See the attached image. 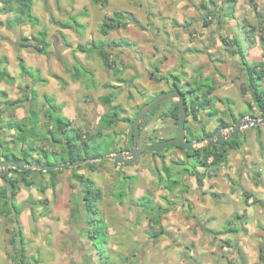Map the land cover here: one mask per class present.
Wrapping results in <instances>:
<instances>
[{
	"label": "crops",
	"instance_id": "0c3cea01",
	"mask_svg": "<svg viewBox=\"0 0 264 264\" xmlns=\"http://www.w3.org/2000/svg\"><path fill=\"white\" fill-rule=\"evenodd\" d=\"M158 1L159 0H107V4L103 6L101 3L95 4L92 0H83V3L82 0H41L42 7L44 6V10H41L39 8L40 4L36 0H33L32 13L39 19L38 24L35 25L28 23L23 25L10 24L11 26H9L7 21L13 16L9 17L8 15H13V13H0V21L3 22V24H0V35H6L5 32L11 33L12 31H18V33L22 32L20 37V41L22 42V38L24 37L33 40L40 30L45 29L48 33L47 40L50 43L48 53H39L35 50L28 51L26 49L32 47H23L22 51L19 53L28 67L33 70H39V78L44 79L43 82H41L39 80H33V78L28 75H23L22 72L18 74V72L12 68L11 61L14 57V53L10 51L7 46L8 42L10 43L11 41L4 36L2 38L0 36V47L4 45L7 48L6 52L0 50V58H5L6 60L2 66L6 67L7 71L14 77L11 82L6 79L0 80V91H5L9 99L17 100L20 98L23 100L21 106L16 108L8 107L6 103L2 102L1 108L4 109L2 112V124L4 127L0 129L1 139L7 142L13 140L17 132L13 128H6V124L9 121H19L26 117L27 110L33 104L37 107L42 106V111L49 108L50 104L48 103L46 94H51L50 96L53 97L54 103L56 105H61V115L71 121L70 129H77L83 132L84 137H86L88 134L87 131L89 130H81L78 126L82 124H99L101 117L109 110H112L114 105L122 106V104L118 103L119 100L115 94L113 95L115 99H113L111 104L105 103L104 106H102L100 98L103 95L110 94L106 91L109 89V87L106 86L107 84H110L114 89L119 88V94L124 93V89L121 87L126 86V90L129 92L128 96L130 97L131 95L134 96L133 93L145 85L143 78L138 75V73H135L134 69H131V66L128 65L125 56H130L134 61H137L144 72H148L150 68L153 69V67L160 65L162 60V67L167 73L172 70L180 72L178 78L182 80L181 83L187 82L186 84H182L185 86L190 85V80L193 79L192 75L195 77L194 73L198 68H201V70L199 73L196 72V74H198L199 78L203 79L204 71L207 68L208 72L213 76L214 68L221 69V66H225L224 60L230 59L233 65L225 66L224 69L227 68V72H222V75H217V79L214 78L219 84H214L215 88L209 95V98L220 97L222 95V93L220 94V90L230 91L229 88L235 86V79L233 78L227 84L225 82L221 84L220 78L225 81L228 77L225 74L235 73L236 82L238 83L235 88L236 90L240 89L243 95L240 102L244 103L247 101L250 104L249 113H245L243 116L248 119H252V114L260 116L251 90L249 88H247L245 92L242 90V87L248 84V77L246 71L243 69L244 66L242 65L241 57L235 52L237 47L226 45L223 42L226 45V47L222 49V51H224L216 55L212 54L214 51L213 46H218L219 43L223 41V38L228 40L237 38L239 39V46L243 49L249 63H264V49L261 41V35L264 33L262 34V30L259 27L252 31L251 34L246 33L247 39L249 38L248 40L246 38L234 36H231L229 39L224 34L223 26L225 23H227L226 26H229L231 25L230 22L234 21L227 17V4L230 1L233 2L235 9L234 14H236L239 0H224L222 4H220L224 10L223 16L227 20H223V25H221V22H218L216 38L212 37L209 43L204 42V34L207 33V31L201 30L200 32V27L197 26V24L201 22L202 24L204 23V16L201 18V15H203L204 12L207 13L208 9L206 7L208 6L210 8L213 6V9L216 7V4H219V1L164 0V2L168 4L167 7H169L171 14H175L174 26L171 25V20L169 22L173 37H170L166 31L159 32V34L163 33L164 45L172 44L174 47L171 52L176 53L171 54V52L168 51L169 56H167L165 51L163 52V48H159V50L156 51L157 46L154 39L148 42V39L145 38L146 33L151 35L155 34L154 30L157 20L154 19L153 14L158 11ZM251 3L252 2L248 0L247 4ZM258 3L259 1L255 0L252 4L254 6L255 4L258 5ZM0 4L2 6V0H0ZM35 4L38 5L36 10L34 7ZM111 5H114V8H119L117 9L118 11L132 14V19L136 20V22L129 21L125 27L113 30L108 35H104L101 28L97 29V25L102 24L104 18L110 12L106 10L110 9ZM223 5L225 7H223ZM85 6H87V8H85ZM145 6H147L149 9L148 11L151 13H148L149 16L143 11ZM78 11L81 12V17L79 18L81 21L79 20V22L84 25L87 32L85 37L79 34L73 26L62 27L50 20L53 16L56 20L67 23V16L72 13H78ZM3 16L5 17L3 18ZM45 17L48 21L44 20ZM149 17H151V19ZM163 23L165 24V22ZM234 23H236L234 27L237 28L239 22L236 20ZM211 25L212 23L208 27ZM159 28H161V26ZM137 29L141 31V35L143 34V36H139ZM245 32H247V30ZM90 33H92V35L95 34V39L100 38L102 41L106 42L109 39L114 42L125 40L135 43L134 47L123 45L108 46L111 49L122 50L123 52L122 55L124 58H121L122 56L120 55L119 58L121 62L118 64L115 58L112 57V54H110L111 59L115 62V67L120 71L118 74L114 73V70L106 67L103 59V62L100 60L102 57L98 52V57H93L92 54L88 53V55L84 53V51L78 49L79 44L91 41ZM197 35L198 38H196ZM157 37L158 36H156V38ZM153 38L155 37L153 36ZM159 40L157 38V41ZM213 42H216L215 45H212ZM108 47L105 48L107 51ZM186 49H191V52L189 53L187 51L185 55H182V52ZM214 61L216 63H214ZM77 62L82 63L89 74V79L84 82L86 85L85 87L84 84L80 83L82 81L79 77L74 78L72 76L73 72H71V70L77 65ZM145 62H148L150 65L145 66ZM173 62L176 63L177 67L171 65ZM217 62H219V64ZM215 64H217V66ZM97 65H103V68H94ZM172 66L174 67L169 69ZM108 70L113 71L115 76H113V79H110ZM144 72L143 74H145ZM181 75L184 76L181 77ZM263 80L264 78L261 80L262 85ZM201 84V93L205 94L209 87H206L203 83ZM216 85L220 86V89L216 90ZM98 87H101L106 92L97 96L96 99L101 103L94 106L92 104L93 97L90 95H97ZM261 87L264 88L263 86ZM32 90L37 91L36 97L31 96L30 93ZM236 90L231 91L234 92ZM150 95H148V97ZM148 97H145L140 105H142ZM224 97L226 96L224 95L220 98ZM230 99L232 100L234 97ZM221 103V105H224L223 102ZM227 104L229 105V103ZM140 105L138 104L136 108ZM208 105L217 107L214 105V102L212 104V101L208 103ZM200 108H202V105ZM123 109V117H120L121 119L119 120H124V117L127 116V108L123 107ZM94 113H96L97 116L95 120H91ZM235 116L234 113H231V117H222V119L227 122L228 119H235ZM243 116L241 115L239 119H235L236 122ZM202 117H204V115L200 112L197 122L202 123ZM168 118L170 121L172 120L170 117ZM46 121L48 122V129L52 131L54 122L50 120L49 117L45 115L42 116V124H47L44 123ZM213 122L214 121H211L209 123L208 129L216 126ZM116 127L100 130L107 134L110 132L118 134ZM258 127L259 131L257 130ZM169 129L172 131L171 135H174L175 129L173 126ZM249 130L255 131L254 135L245 138L241 149H231L229 151L227 158L228 163L226 165L222 167L207 165L204 168L198 164L196 167L192 165L193 168H196V170L200 172V175H202L203 181H201V183L198 182L196 176L192 174V171L189 172L187 168H185V170L188 171L180 173L182 176L181 182L177 185L172 182V180L176 179L180 171L179 167L183 165L186 166L188 161H192V163L196 161L194 158H185L184 153L178 148L166 150L156 157H151L149 154L147 156L152 158V164L157 162L161 163L167 174L160 168L157 169L156 166L154 167L156 171L152 174L150 170L146 171L144 169L142 171H135V168L132 169V165L116 164L118 166H115V169L122 172L124 177L123 180H118L116 182H113L112 175L110 176L109 170H111V167H108L104 172L99 171V167L95 163L101 160L80 165V168L77 170H74L75 167L59 169L60 171H57L55 174L48 173V171H43L46 173L42 174L35 172V169H33L32 174L28 178V180L33 181L32 185L26 186L22 182L19 183L20 189L16 195L15 201L18 206L23 207L21 213L18 215L15 209L11 212H1L0 210V264H15L13 256L16 254V243L21 245L22 242L28 262L31 264H60L56 257L53 258V263H51L48 257V253L53 254L56 247H59L62 257L61 262L67 259L65 254L68 251L65 250V246L70 236L67 231L70 229L74 231L76 223H78V225L80 224L78 220H84L86 217H89L84 207L83 184L73 177L74 173L84 174L91 178L96 187L102 190V197L97 202V204L99 203L98 206L100 209L98 216H101V219H103L104 227L109 236L117 235V239L119 240H115L116 242H114L117 245H122L121 251L118 250L122 261L121 264H228V259L233 262V264H258L260 260L264 262L263 259H260V251L262 246L264 249V242L260 244L259 250L256 251L253 246V239L251 238L264 237V208L261 207V205H264V176L261 172L262 168L256 167L258 161H264V155L260 153L261 146L259 145L257 146L259 152H255V155L252 154L251 156L248 152L251 149V146H249L250 142H255L257 144L259 139L264 138V126L260 123L247 127L245 130H242L240 135H243ZM118 135L120 137L119 143L123 137L120 134ZM48 140L49 137L46 141L41 140L40 136L35 138L30 137L28 142L23 145V149L30 150V158H40L44 161L42 164L38 163L39 165L66 162L62 160L55 161L54 159L52 161V158L49 156H41L37 150L39 147H43L49 151L52 150L55 155L60 151L58 146L51 145ZM117 144L115 146L113 145L114 148H116ZM13 147L16 155L21 156L19 147L16 145ZM108 151L104 154L115 153L114 151L108 153ZM102 154L103 153H101V156ZM3 157L4 155L0 152V162L3 160ZM10 159L21 160L24 158ZM179 161L180 163H178ZM209 161L211 162L212 158H210ZM171 163H173L175 167L173 166L170 168ZM29 164L38 165L36 163ZM89 164H95L94 168H91ZM138 164H140L139 167L142 166L141 163ZM204 169L208 171L205 173ZM213 170L214 172H212ZM167 171H170V177ZM9 175L14 177V174ZM127 176L139 177L140 184H133L129 192H119L124 194L127 193V195L123 197V200H120V197H116V195L113 196L112 194L116 193L117 187L120 188L122 186ZM158 176L163 177L165 180L160 182ZM154 177L158 178L160 183L158 187L159 190L157 191L158 198L154 201L149 197L147 200L153 208H157V212H154L151 208L149 209L153 212V217L156 216L159 218L158 225H155L154 219L148 217L144 212H140L146 209L145 205L147 200L144 199L146 201L143 205L139 203L134 204L136 200H133V194L137 195V198L143 194L146 195L145 184L152 180L154 186ZM102 178L105 180L108 178V181H110L112 185L108 186L106 181ZM228 178L231 180L229 181ZM53 179L55 180V187L52 183ZM70 183L73 187L70 186ZM4 185L5 181L0 177V186ZM41 187L44 189L43 192L41 191ZM11 191L12 187L8 190L10 201L12 202L13 195H11ZM247 194H250V196ZM109 195L111 196L109 197ZM158 201L167 203V206L162 208L163 203ZM1 204L2 202L0 201V205ZM75 206H78L82 211L77 210L76 212ZM239 206H241V208ZM253 206H255V208L250 211V208ZM238 210L241 211L239 212ZM141 213L142 222H140L138 217V214ZM221 213H225V219L228 215L233 217L238 216L241 222L240 227L238 228V226L233 223L225 232L221 233L219 227L214 225V221H216L218 215L220 216ZM204 214H207V216ZM33 216H35V221H33ZM85 223L88 224L86 219ZM19 226L21 227V232ZM147 227L148 232L151 228H155L153 231L155 234L159 233L162 228L165 231L166 238H158L157 236L159 234L155 235V238L147 235L145 233ZM86 229L87 227H84L82 230L78 231L79 240L83 243L89 242V244L94 247V250L90 251L86 246L85 248L80 246V253L85 256L84 258H80L79 264H85V259H87V264H102V262H104V257L100 255L94 240L89 236L87 238L84 237L87 236L85 234ZM140 230L144 232V234L142 233L143 235L139 234ZM124 231L127 232L125 234L132 237L131 239H135L136 249L138 245L141 246L140 249H138L139 251L132 249L133 242L128 245L129 240L122 238ZM128 231L130 232L128 233ZM214 232L220 233L214 234ZM175 234L182 235L183 242H177L175 240ZM214 235L219 236V238L216 239V246H212L209 240L210 236ZM232 235L236 237L232 238ZM55 237L61 238L59 245L55 244ZM111 240H113V238L108 239L105 245L111 253H115L112 246L114 242ZM195 242H197L198 245L202 243L208 250L210 256L208 260H202L203 256L200 255L199 257L197 255L199 252ZM21 248L22 247H20V249ZM182 250L186 253L185 255H183L184 252ZM216 252L220 254L223 253V255H220L219 261L215 260L213 257ZM224 254H226L227 257ZM236 255H238V258ZM2 258L5 260H2Z\"/></svg>",
	"mask_w": 264,
	"mask_h": 264
},
{
	"label": "rangeland",
	"instance_id": "374dc122",
	"mask_svg": "<svg viewBox=\"0 0 264 264\" xmlns=\"http://www.w3.org/2000/svg\"><path fill=\"white\" fill-rule=\"evenodd\" d=\"M36 1L40 4L39 8L41 10H44L43 9L44 6L42 7L41 0H36ZM215 1H219V4H216L215 5L216 7L213 8V9H212L213 6L211 5L212 7H210V8L208 7V10H207V12L209 10H212V12H214L213 16H212V21H213L212 25L210 27H206V26H204L202 24V22L200 24H197V26L200 27L199 28L200 32H201V30H206L207 31V33L204 34L205 35L204 42H206V43L207 42L209 43L210 39L212 37L216 38V31H217L218 22H221V25H223L222 22L227 20L223 16V11L224 10L222 9V6L220 5V4H222V2L224 0H215ZM258 1H259V3L257 5V7L255 8V6H253L252 3L251 4H247L248 0H239V2L237 4L236 14H234V10L235 9H234V6H233V2L232 1L228 2L227 8H226L227 17L230 20H234V21L237 20L239 22V25H237V28H235L234 26H236V23H234V21L230 22L231 25H229V26H226L227 23H225V25L223 26L224 27L223 31H224V34L227 36V38L230 39L231 36H234V37H242V38H246L247 39V35H246L247 32H245V31L247 29L251 30V28H252L251 25L252 26L254 25L256 28L259 27L262 30V34L264 33V25H262V24H264V0H258ZM82 3H83V0H82ZM157 3H158V11H157V13L153 14L154 19L157 20V23L155 24V30H154L155 34L151 35L149 33H146L145 38L148 39V42H151L152 39H154V42L156 43V46H157L156 51H158L159 48L160 49L163 48L162 49L163 52L165 51L167 56H169L168 51L171 52L172 49H174V47H173L172 44L171 45H169V44L168 45H164V43H163L164 37L162 36L163 33L159 34V32H162V31L165 32L166 31L167 34L170 35V37L172 36V28L170 27L169 22L171 20L172 24L171 23L170 24L172 26H174L173 22H175V19H174L175 14L174 13L171 14L169 7H167L168 4L166 2H164V0H159ZM34 7H35V10H36L37 9L36 7H38V5L35 4ZM115 7H117V6H115ZM223 7H225V6L223 5ZM0 8H1V4H0ZM85 8H87V6H85ZM115 9L117 10L119 8H114V5H111V8L106 10L107 12L110 11L109 14H107V16L115 14V11H116ZM148 10L149 9L147 8V6H145V8L143 9V11H145L147 14L150 13ZM205 14H207V13L204 12L203 15H201V18ZM123 15L125 16V20H127V19H129V21L132 20V14H130L128 12H125ZM8 16L12 17L13 15H8ZM148 16H149V14H148ZM4 17L5 16H3V18ZM80 17H81V12H79V11H78V13H72L71 15L67 16V18H68V20H67L68 23L67 24L68 25L70 24V26L75 27L76 28L75 30L79 34H81L83 37H85L87 32L85 30L84 25L81 22H79V20L81 21V19H79ZM45 18H44V20L48 21V19L47 18L45 19ZM149 18L151 19V17H149ZM158 18H161V19H158ZM163 22H165V24ZM159 25L161 26V28L162 27L163 28L162 29L159 28L160 27ZM17 28H20V27H17ZM98 28H101V24L97 25V29ZM209 30H211V31H209ZM3 32H5V31H3ZM137 32H138L140 37L143 36V34L141 35V31H139V29H137ZM5 33H6V35H0V36H1V38L4 36V37L8 38L11 41L10 43L8 42V44H7V46L10 49V51H12L14 53V57H13V59L11 61V64H12V68L16 72H18V74H19V73L22 72L21 68H20V64H19V58H21L19 53L23 49V47L21 46V41H20V37H21L22 32L18 33V31H16V32L12 31L11 33H7V32H5ZM248 33H251V31L248 32ZM153 36L155 38H153ZM156 36H158L157 37L158 40L159 39H161V40L157 41ZM160 36H161V38H160ZM90 38H91L90 42H87V41L84 42V44H83V49L84 50H82V51H84V53H86V54H88V53L92 54L93 57H96V56L98 57V55H97L98 54L97 53L98 52L97 51V47L100 49L102 47L107 48L110 45H115L113 43L114 41H111L109 39L107 40V42L106 41H102L100 38H96L95 39V34L92 35V33H90ZM196 38H198V35L196 36ZM118 43L120 45L129 46V47H134V44H135L133 42H128V41H125V40H119V41H117V44ZM170 43H171V41H170ZM215 43L216 42H213L212 45H215ZM213 47H214L213 48L214 51H213L212 54L216 55V54L222 53L224 51V50L222 51V49H224V47H226V45L222 41V42L219 43L218 46L216 45V46H213ZM26 49L28 51L29 50H34L32 48H26ZM0 50L2 52H6L7 48L4 45H2V47H0ZM187 51L190 53L191 49L190 50L189 49L184 50L182 52V55H185L187 53ZM108 52L110 54H112V57L115 58L117 64L119 62H121V60L119 58L120 55L122 56L121 58H124L123 55H122V53H123L122 50H114V49H111L110 47H108ZM173 53H176V52H173ZM173 53L171 52V54H173ZM125 58H126L125 59L126 62H128V65L131 66V69H134V72L138 73V75H140L143 78V80L145 82V85L142 86L141 88H139L137 91H135V93L132 92L134 94V96L131 95L132 98L130 96H128L129 92L126 90V86H122L121 87L122 89H124L123 90L124 93H120V94H119V91H118L119 88H115L114 89V87L109 86V89H107L106 91H107V93H110V94H106V95H110V96L112 95L113 96L115 94L117 99L119 100L118 103L122 104L123 107L127 108L128 113H127V116H125V117H131L132 116V118H134L135 113H136V111L138 109V108L136 109V107L138 106V104L140 105V103L143 101V99L145 97H148V95H150L153 92L152 93V97H151V98H153V97H156L158 95V91L159 90H160L159 92L167 90V84H166L167 82L166 83H162V82L160 83V80L164 76H168L169 78H171L173 80V79L178 77L180 72L177 71V70H172L171 72L167 73L166 70H164V68L162 67V64H163L162 60H161V64L160 65H157L156 67H153V69L150 68V70L148 72H146V71L144 72V70L142 68H140V65H139V63L137 61H134L130 56H125ZM100 60L102 61V58H100ZM224 61H225L224 64H225L226 67H227V65H233L231 63L230 59L229 60H224ZM214 63H216V62L214 61ZM217 63L219 64V62H217ZM144 65L145 66H149L150 64L148 62H145ZM171 65H175L177 67L176 63H174V62ZM215 65L217 66V64H215ZM225 66H221V69L214 68L213 76H212V74H210L208 72V68H207L204 71V75H203L204 78L203 79L198 77V74H196L197 71H195V73L193 72L195 74V77H194V75H192L193 79L190 80L189 87L190 88H197L198 86L201 85V83L205 84L206 87H210V86H212V85H214L216 83L219 84L214 78L217 79L218 78L217 75H222L223 74L222 72H225V73L227 72V68L224 69ZM100 67L103 68V65H101V66L97 65L94 68L99 69ZM173 67L174 66L170 67L169 69H171ZM142 71L145 74H143ZM71 72H73L72 76L74 78L79 77V79L82 81L80 83H82V84H84V82L89 79V74L87 73L86 68L83 66L82 63L77 62V65L72 68ZM108 73L110 75V79H113V76H114L113 71L112 70H108ZM166 74H168V75H166ZM173 74L175 75V77H174ZM29 75H30L31 78L36 79L37 77H40V72L37 69L36 70L31 69ZM225 75L228 76V77L226 78L225 81H223V79L220 78V81H221L220 83L222 84V82H225L227 84L229 81H231L234 78L235 79V84H234L235 86L230 87L229 88L230 91L220 90V94L222 93L221 96H224V95L226 96V97H224V100L223 101H219L218 97L212 98V104L214 102V105L217 106V107H214L212 105L209 106L208 103H204L203 99L200 100L201 103H202L201 104L202 105V109H201L202 114L205 117H209V116L213 117V118L215 117L213 123H215L218 126H219V118H222V117L229 118V117H231V113H234L236 115L235 119H237V118L239 119V117L241 115L243 116V114L249 113V111H250L249 110L250 109V104L247 101L244 102V103L240 102V100L242 99L243 95H242V92H241L240 89L236 90V88H235L238 85V83L236 82L237 79L235 78V73H230V74H225ZM182 76H184V75H181V77ZM197 78H198V80H197ZM186 83L187 82L182 83V84H186ZM85 86L86 85L84 84V87ZM92 86H94V85H92ZM261 86L264 87V80H263V85L261 84ZM217 89H220V86L216 85V90ZM231 90H236V91L232 92ZM106 91L104 89H102L101 87H98L97 93H96L97 95H93L92 96V95L89 94L91 97H93V103L92 104L94 106H97V105H99L101 103V102H99V100L96 99L97 96L100 95L101 93L106 92ZM30 94H31V96H33L32 92ZM53 94H55V93H53ZM106 95H103L100 98V100L102 101V103H101L102 106H104V104L107 103L106 102L107 101L106 98H104ZM121 95H122V97H121ZM200 95H203V94L201 93ZM218 96H220V95H218ZM48 97L51 100H53L52 96H48ZM228 97L229 98H231V97L233 98L234 97V99H232L234 101L232 103H230V105L227 104L228 103V99H229ZM151 98H149V99H151ZM112 99H115V96L112 97ZM188 99H191V97H189ZM177 102H178L177 98H171V99H168L166 101H163V102L159 103V107L157 109H155V111L159 112L158 114H160L161 111H166L167 110V106H171V105L173 106L174 104H177ZM221 102H223L224 105H221L222 104ZM59 106H61V105H59ZM158 114H157V119H160V120L155 119L154 125L156 127H158L159 129L156 132H151L149 130L151 125L148 128L145 127L143 129V134H144L143 136L144 137L147 136L149 138V137L153 136V138H155V133L159 134L160 137H170L172 131L166 130L164 132L162 129L169 128L171 126V121L172 120L170 121V119L167 118V117L162 118V116H160ZM96 116H97V114L94 113V115L92 116L91 120H95ZM109 116H110V114H109ZM109 116L107 115L105 117V119L107 120V118H109ZM121 117H123V112L121 113ZM125 117H124V119H125ZM253 119L254 118L245 119V122L246 123L251 122V120H253ZM255 119H262V118L258 117V118H255ZM229 120H231V119H228V121ZM202 121H203V119H202ZM188 122H190V124L193 125V127L196 128V129H197V127L199 128V126L201 125V123H199L197 121H193L192 119L191 120L188 119ZM261 125L264 126L263 123H261ZM78 127H80L81 130H84V129H88L89 130V131H87L88 134L86 136L87 137L89 136L87 141L89 142V145H90V149H91L90 151H92V152H95V151L101 152V153H103L102 156L105 155L104 153L107 152L111 148V145H112L111 149H113L114 146L118 143V141L120 139L118 134H120L123 137L121 140H124L125 137L128 138L127 135H128V132H129V124L126 123L123 119L120 120L118 126L116 127L117 128L116 131H117L118 134H116L115 132H110L108 134L106 132H103V134L99 136L98 135V133H99L98 131L100 129H103V127L100 125V122H99V124H96V123L95 124H87V125L86 124H82V125H80ZM196 129H195V131H196ZM160 130H162L161 133H160ZM257 130L259 131V127H258ZM80 133H83V132L80 131ZM245 133H244L245 135L244 134L241 135V139L242 140H243L244 137L247 138L249 136H253L255 131L249 130L248 132H245ZM173 134H174V131H173ZM143 144H144V142H143ZM143 144H142V146H143ZM249 144H250L249 146H251V149L248 152L250 153L251 156H252V154L255 155V152H259V150H257V146L258 145L261 146L260 153L262 155H264V138L259 139L257 144L255 142H250ZM53 146H55V145H53ZM60 147H58V148L60 149ZM174 148L175 147H170L167 150H172ZM140 149H141V146H140ZM243 151H244V149H243ZM65 153L66 152L63 151L62 155L65 154ZM57 154H58L57 156H59L61 154V149H60L59 153H57ZM62 155L60 157H62ZM48 156L50 158H52V161H53V159L55 158L56 155L51 150ZM147 156H148L147 154H145V155L142 154L140 159L136 163H134V165H132L133 166L132 169L135 168V171H140V170L142 171L144 169L146 171L150 170V172L152 174H154L155 171H156L154 169V167L156 166L157 169L160 168L162 171H164V167L162 166L161 163L157 162L155 164H152V162H151L152 158L151 157H147ZM64 157H62V158H64ZM259 162H261V163H259ZM138 163H141L142 166L139 167L140 164H138ZM95 164H97V166L99 167V171H101V172H104V170H107L108 167H111V170H109V171H110V176L112 175L111 177L114 180L113 182H116L118 180H123L124 179V177L122 175V172H120L118 169L117 170L115 169V166H118V165H116V163L113 160H111V159L101 160V161H97ZM196 164H197V161H195L194 163H192V161L191 162L188 161L186 163V166L183 165V166L179 167L180 171L177 174L175 180L178 181V182H181L182 176H181L180 173H183L184 171H188V170H189V172L192 171L194 169L192 165H196ZM256 165H257L256 166L257 168H262L261 172H262V174L264 176V161H258ZM173 166H174V164L171 163L170 164V168H172ZM185 168H187L188 170H185ZM164 173H165V171H164ZM165 174H167V173H165ZM102 179L104 181H106L108 186L112 185V183H110V181H108V178H107V180H105L104 178H102ZM139 180H140L139 177H129V176H127L125 181H123L122 186L120 188L117 187L116 193L112 194V195L113 196L116 195V197H120L121 193H119V192H122V191L129 192L131 190V188H132L131 186L133 184L134 185L135 184H137V185L140 184ZM153 180H154V183H155L154 186H153V183H152L153 181L152 180H150V182H146V184H145L146 185L145 186V194L146 195L143 194V195H141V196H139L137 198V195L133 194L134 195L133 196L134 197L133 200H136V202L134 204L139 203L140 205H143V203L149 197H151L154 201L158 198L157 191L159 190L158 187L160 186V183L158 181V178H156V177H154ZM228 180L230 181L231 179L228 178ZM145 181H146V179H145ZM262 181H263V179H262ZM150 184H151V187H150ZM133 193H134V190H133ZM125 195H127V193H125ZM110 196L111 195H109V197ZM144 199H146V200H144ZM158 202H162V201H158ZM162 203H163L162 208L167 206V203H165V202H162ZM18 207L20 209L23 208L22 206H18ZM150 207H151V205L149 204V201L147 200V203L145 205L146 209L144 211H140V212H144V214H147L148 217L154 219L155 225H158L159 218L156 217V216L153 217V212H151L150 209H149ZM239 207L241 208V206H239ZM261 207L264 208V205H261ZM132 208H133V206H132ZM254 208H255V206L250 208V211L252 209H254ZM75 210H76V212H77V210L78 211H82V210H80V208L78 206H75ZM152 210H154V212H157V208H153ZM238 211L240 212L241 210H238ZM204 215L207 216V214H204ZM215 215H216V213H215ZM224 215H225V213H221L220 216L218 215V218L216 219V221H214V225H217L219 227V231L221 233L225 232V230L227 228H229L230 226H232L233 223H234V225H237L238 228L240 227V223L241 222H240V219L238 218V216L233 217L231 215H228V217L225 219ZM96 216H97L96 219H90V220H88V218L86 217L85 219L87 220L88 224L85 223V219L84 220H82V219L78 220V222L80 224L78 225V223H76V226L74 227V231H72L73 229L72 230L70 229V230L67 231L68 234H70L69 238L66 241V246H65V250L68 251L65 254L67 259L64 262L63 261L61 262V258H62L61 255H60L61 253L59 251V247H56L54 249V253L53 254L48 253V257L51 260V263H53V258L56 257L57 261L60 262V264H79L80 258H84V256H85L84 254L80 253V249H81L80 246H82V248H85V246H86V248H88L90 251L94 250V247L92 245H90L89 242H84V243L81 242L79 240V237H78V234H77V233H79L78 231L82 230V228L87 227V229L85 230V234L87 236H84L85 238H87L92 232L93 233L95 232L97 234V237L94 239V243L96 244L97 249L100 252V255L102 257H104V262H102V264H121L122 261H121V258L119 256L120 255L119 251H121L122 245L121 244L117 245L115 243L116 241L119 240V239H117V235H112L110 237L107 231H106L107 234L105 235L103 230L104 229L106 230V228L103 226L104 223L101 220V216H98V215H96ZM138 217H139L140 222H142V213L138 214ZM154 229L155 228H151L150 231L148 232V227H147V230L145 231V233L147 235L153 236V238H155L154 236L157 235V234H159L157 236L158 238H161V239L163 237L166 238V236H165L166 234L164 232L160 231L159 233L155 234L153 232ZM157 229H158V227H157ZM130 231H128V233ZM220 232H214V234H217V233L219 234ZM125 233H127V232L124 231L122 238H124L126 240H129L128 245H130L133 242L132 249H136L135 248V244H136L135 239H131L132 237L127 235V234H125ZM142 233L144 234V232L140 230L139 234L143 235ZM231 237L235 238L236 236L232 235ZM55 238H56L55 244L59 245L61 238H58V237H55ZM110 238L111 239L113 238V240H111L113 242L116 240L114 242V244L112 245L113 246V250L115 251V253H111L108 250V248L106 247V245H105L106 242L108 241V239H110ZM218 238H219L218 235L210 236L209 240H210V243H211L212 246H216V243H217L216 239H218ZM251 238L253 239L252 242H253L254 249L256 251H258L259 247H260V244L264 242V237H256V238L255 237H251ZM182 239H183L182 235L175 234V240L177 242H183ZM195 244L198 246L199 254H197V255L199 257H200V255H202L203 256L202 260H208L210 258V256H209L208 250L204 247V245L202 243H199V245H198L197 242H195ZM1 247H3V246H1ZM140 247L141 246L138 245L136 250L140 249ZM185 254L186 253L184 252L183 255H185ZM221 254L223 255V253H221ZM221 254L219 252L214 253V256H213L214 259L219 261ZM224 255L227 257L226 254H224ZM236 257L238 258V255H236ZM2 260H5V259L2 258ZM227 262H228V264H231L230 263L231 261H229V259H228ZM85 264H87V259H85ZM258 264H264V262H261V260H260V261H258Z\"/></svg>",
	"mask_w": 264,
	"mask_h": 264
},
{
	"label": "trees",
	"instance_id": "16d2710c",
	"mask_svg": "<svg viewBox=\"0 0 264 264\" xmlns=\"http://www.w3.org/2000/svg\"><path fill=\"white\" fill-rule=\"evenodd\" d=\"M252 3L255 2V0H250ZM95 4L101 3L103 6L107 4V0H93ZM255 8L257 5H254ZM32 7H33V0H2V6L0 8V13L2 14H7V13H13V17L9 19L8 25L11 26L10 24H16V25H23V24H38L39 19L33 15L32 13ZM208 9V6L206 7ZM125 12L122 11H115V14L106 16L101 24V31L104 35H108L111 31L125 27L129 23V19L125 20V16L123 15ZM212 10H209L207 14L204 15V26L208 27L213 21H212V16H213ZM51 20L62 26V27H68L67 23L61 22L56 20L53 16L51 17ZM131 21L136 22V20L132 19ZM0 24H3V22L0 21ZM264 25V24H262ZM251 30L247 29V33L251 31H254L256 27L251 25ZM248 33V34H251ZM48 33L45 29L40 30L37 36L34 37L33 40H30L29 38H22L21 46L22 47H32L36 52L39 53H48V47L50 46V43L47 40ZM223 42L226 45H231V46H237L235 52L239 54V56L242 59V65L244 66V70L247 73L248 77V85L243 86L242 90L245 92L247 91V88H249L253 94V97L255 99V104L257 109L260 112V116L252 114V118H264V88L261 87V80L264 78V63L260 62L259 64H253L249 63L248 60L246 59V56L244 54L243 49L239 46V39L234 38L233 40H228L226 38L222 39ZM262 41V47L264 49V34L261 37ZM115 45L120 46V44L117 42H113ZM78 49L84 50L83 49V44L78 45ZM97 51L102 57L106 67L114 70V73L118 74L120 71L118 68L115 67V62L114 60L111 59L110 53L104 48H98ZM264 57V53H263ZM5 58H0V80H8V81H13V76L7 71L6 67L2 66L3 63L5 62ZM19 64L20 68L22 71L23 75H28L30 76V71L32 68L28 67L26 63L24 62L23 58H19ZM201 68H198L196 71L199 73ZM166 77V76H164ZM164 77L162 79H164ZM175 77V76H174ZM33 80H39L43 82L44 79L37 77L36 79ZM179 78H175V83L178 84ZM202 85V84H201ZM201 85L198 86L197 88H191L190 90L183 91L185 94H188V97H191L190 99V105H191V113L194 117V120L197 121L198 116L201 112L200 106H201V101L199 96H197L195 93L201 89ZM106 86H110V84H107ZM179 86V85H178ZM181 87V86H179ZM215 86L212 85L208 88V90L205 92V94L202 96L201 99H203L204 103H210L212 101V98H209V95L213 92ZM33 96H37V91L32 90ZM46 94V98L48 100V103L50 104V107L45 109V111H42V106H35L33 104L27 111V116L20 119L19 121H9L6 124V128H13L16 130V136L11 140V142H7L0 137V152L4 155L5 158L10 159V158H24L26 159L29 163H44L42 159H32L29 157L30 155V150L29 149H23V145L28 142L29 138H35L40 136L41 140L48 139L50 141L51 145H55L60 147L61 149V154L59 156H55L54 160L55 161H75L79 158H96L101 156V152H92L90 151V145L87 139L89 136L84 137V133H80L79 130L77 129H70L71 126V121L62 116L60 112L61 106L56 105L54 103V99L51 100ZM28 97V96H26ZM112 95H106L104 98H106V102L111 104L113 99ZM219 101H223L224 98L218 97ZM22 99H17V100H12L7 97V93L5 91H0V129L4 127L2 124L3 122V116L2 112L4 109L1 108L2 102L6 103L8 107L16 108L21 106L22 104ZM233 101L229 98L228 103H232ZM47 103V102H46ZM159 107V104L154 106L152 110L147 114V116L144 118L142 125H146L151 119L152 115L156 112L155 109ZM141 108V106L137 109V111ZM124 111L123 107L121 105H114L112 110H109L105 115L101 117L100 120V125L103 127V129H112L115 128L121 119V113ZM178 112H179V104H174L170 109L167 114V116L171 117L174 120V123L177 125L178 124ZM110 114V116H109ZM47 116L49 117L50 120L54 122V127L51 130L48 129V122H44L47 124H42V116ZM109 116L107 120L105 119L106 116ZM245 115V114H243ZM223 125L227 126L228 123H225L222 121ZM201 132L198 134L192 129L191 127H188L186 125V130L188 137L190 139H196L199 138L204 134L208 135L210 132L206 130L205 125H203L201 128ZM50 131V132H49ZM103 131H99V135H102ZM157 139L153 140V143ZM245 141V137L243 140L241 139V135L238 134L237 136H231L227 139L225 144L223 145H216L214 147H208V146H201L197 148L195 151H184V153L187 156L193 157L196 161L197 164L200 165H212L213 167H222L228 163V153L231 149H241ZM14 145L18 146L20 149V155L17 156L14 150ZM173 147H178L181 148L180 146L176 145ZM64 149V150H63ZM182 149V148H181ZM41 156L47 157L50 153L49 150L39 147L37 149ZM116 148L109 149L108 153L115 151ZM65 151L66 153L62 155V152ZM62 155V157H60ZM213 158V160L210 162L209 159ZM88 164V163H87ZM89 166L91 168H94L95 164H92ZM80 166H77L74 168V170L79 169ZM35 172L39 173H46L43 172L42 170L35 169ZM57 171H60L59 169L53 170V171H48V173L55 174ZM33 171H31L28 175H22V174H14V177L11 175H1L5 181L4 186H0V201L2 204L0 205V210L1 212H11L13 209L17 211V214L19 215L21 213V209L18 207L16 204V195L20 189L19 183L22 182L26 186L32 185L33 181L28 180L30 175L32 174ZM170 171H168V175ZM198 176V181H203L202 175L199 173L197 174ZM77 181L81 182L83 184L84 188V207L89 214L88 220L90 219H96L99 213L100 209L97 204L98 200L102 197V190L98 187H96L95 183L91 178L85 176L84 174H79V173H74L73 176ZM160 179V182H163L165 179L163 177L158 176ZM170 177V175H169ZM175 185H177L179 182L176 180H172ZM53 186L55 187V180L53 179ZM70 186L73 187V185L70 183ZM12 187V195H13V201H10V195H9V188ZM41 191L43 192L44 189L41 187ZM250 196V194H247ZM125 196L124 193L120 194V200H123V197ZM150 203V202H149ZM153 209V207H150ZM17 215V216H18ZM75 217V216H74ZM102 222L104 223L103 219H101ZM33 221H35V216H33ZM75 222V221H74ZM19 224V222H18ZM104 226V225H103ZM19 230L21 232V227L19 226ZM104 234L106 235L107 232L104 229ZM89 237L91 239H95L97 237V234L92 232ZM21 239L23 240V237L21 236ZM107 240V239H106ZM20 247H22L20 249ZM15 264H31L28 262V258L25 254L23 242L21 245L16 243V255L13 256ZM260 259L264 260V249L263 246L260 251ZM233 264V262H230Z\"/></svg>",
	"mask_w": 264,
	"mask_h": 264
},
{
	"label": "water",
	"instance_id": "95a60500",
	"mask_svg": "<svg viewBox=\"0 0 264 264\" xmlns=\"http://www.w3.org/2000/svg\"><path fill=\"white\" fill-rule=\"evenodd\" d=\"M171 98H177L179 101V112H178V124H177V133L176 136L169 139H162L154 142L149 148L150 152H161L165 149L172 146H180L185 151H195L197 148L207 145L208 147H213L215 145H223L227 139L231 136H237L247 127L258 125L260 123L264 124V118L262 119H253L251 122L246 123L244 116L233 125L225 126L220 124L211 136L201 137L197 139H189L186 133V120L188 116V106L185 98V94L180 89H172L169 91H162L156 97L146 102L138 111L134 120L131 123V132H130V151L124 152L122 150L99 156L96 158H79L71 162H59L56 164H43V165H34L29 164L26 159L13 160L3 157V160L0 162V174H22L28 175L33 169H39L42 171H53L56 169L63 168H72L77 167L86 163H93L97 160H114L116 164L120 165H129L137 162L140 152L137 144V139L140 134L139 129L141 126L142 120L146 115L151 111V109L157 104L166 101ZM12 195V191H11Z\"/></svg>",
	"mask_w": 264,
	"mask_h": 264
},
{
	"label": "flooded vegetation",
	"instance_id": "af4514ba",
	"mask_svg": "<svg viewBox=\"0 0 264 264\" xmlns=\"http://www.w3.org/2000/svg\"><path fill=\"white\" fill-rule=\"evenodd\" d=\"M198 73V72H197ZM166 83L167 84V90L166 91H169V90H172V89H180L182 92L183 91H187L188 92V90H190L191 88L189 87V86H185V85H182V80H180V78H179V83L178 84H176L175 83V79H171V78H169L168 76H166V77H164V79H161L160 80V83ZM181 86V87H179V86ZM189 85V84H188ZM160 91V90H159ZM158 91V94L160 93ZM162 92V91H161ZM201 90H198L195 94L197 95V96H199V98H200V100H201V98H202V96L203 95H200L201 94ZM184 93V92H183ZM185 94V93H184ZM202 94H204V93H202ZM189 95L188 94H185V98H186V102H187V106H188V116H187V120H186V125L188 126V127H191V128H194L193 127V125H191L190 124V122H188V119L189 120H193V121H196V120H194V117H193V115H192V113H191V105H190V99H188L189 97H188ZM152 97V94L142 103V105H140L141 107L146 103V102H148V101H150L151 99H153V98H151ZM149 98H151V99H149ZM149 99V100H148ZM178 103H179V101H178ZM139 106V107H140ZM138 107V108H139ZM172 107V105L171 106H167V110L166 111H161V113L160 114H158L159 112H155L152 116V119L146 124V125H142V122H143V120H142V122H141V126H140V129H139V132H140V134H139V136H138V139H137V144H138V147H139V152H140V156H139V158H138V160L140 159V157H141V155L143 154V155H145V154H149L151 157H156L157 155H159V154H161V153H163L164 151H166L167 149H165L164 151H161V152H150V151H148V148L152 145V144H154L153 143V140L154 139H157L156 141H158V140H162V139H169V138H172V137H174V136H176V133H177V125L174 123V120L172 119V122H171V124H172V126H173V128L175 129V134L174 135H171L170 137H159V134H157V133H155V138H153V136H151V137H144L143 135V129L145 128V127H149L150 125H151V127H150V131L151 132H156L159 128L158 127H156L155 125H154V122H155V119H157V114L158 115H160V116H162V118H165V117H169V116H167V114H168V112H169V109ZM137 109V108H136ZM140 110V109H139ZM138 110V111H139ZM152 110V109H151ZM138 111H136V113H135V116L137 115V113H138ZM203 115V114H202ZM135 116H134V118H135ZM147 116V115H146ZM134 118H132V116L131 117H125V119H124V121L126 122V123H128L129 124V132H128V138L127 137H125L124 138V140H121L118 144H117V146H116V150L114 151L115 153L116 152H118V151H120V150H122V151H124V152H129L130 151V146H129V141H130V132H131V123H132V121L134 120ZM211 119V120H210ZM214 119H215V117L214 118H211L210 116L209 117H203V122L201 123V125L199 126V128L197 127V129L196 128H194V131H195V129H196V133H200L201 132V127L203 126V125H205V128H206V130L207 131H209L210 133L208 134V135H206V134H204L203 133V135L201 136V137H206V136H211V135H213L214 133H215V131L217 130V128H218V125H216L215 127H213V128H210V129H208V125H209V123L211 122V121H214ZM157 120H159V119H157ZM222 121H224L225 122V120L224 119H222V118H219V125L220 124H223L222 123ZM170 122V121H169ZM225 123H228V125L227 126H229V125H233L234 123H236V120L233 118V119H231L230 121H227V122H225ZM172 126H170L169 128H172ZM224 127H225V125H224ZM169 128H166V129H162L164 132L166 131V130H170ZM162 130H160V132L162 131ZM149 131V132H150ZM186 133H187V130H186ZM187 137H188V134H187ZM201 137H199V138H201ZM189 138V137H188ZM144 139V140H143ZM190 139V138H189ZM197 139V138H196ZM123 141V142H122ZM155 141V142H156ZM143 142H144V144H143ZM123 143V144H122ZM142 144H143V146H142ZM218 145V144H217ZM140 146H141V149H140ZM203 146H205V145H203ZM207 146V145H206ZM216 146V145H215ZM173 147V146H172ZM214 147V146H213ZM170 148V147H169ZM175 148H178V147H175ZM179 150H181L183 153H184V151L185 150H183V149H181V148H178ZM184 156H185V158H193V157H190V156H187L185 153H184ZM137 160V161H138ZM212 160H213V158H212ZM115 162V161H114ZM136 163V162H135ZM178 163H180V161L178 162ZM129 165H134V163L133 164H129ZM198 165H200V164H198ZM197 166V164L194 166V167H196ZM203 168L205 167L204 165H201ZM205 170V173L208 171V170H206V169H204ZM168 172V171H167ZM212 172H214V170L212 171ZM200 174V172L199 171H197L196 170V168H194L193 170H192V174L193 175H195L196 176V178H197V180H198V176H197V174ZM199 183H200V181H198ZM191 205V204H190ZM160 231H162V232H165L162 228H161V230Z\"/></svg>",
	"mask_w": 264,
	"mask_h": 264
}]
</instances>
